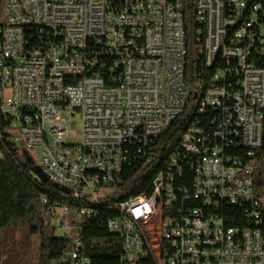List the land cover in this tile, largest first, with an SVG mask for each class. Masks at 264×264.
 I'll list each match as a JSON object with an SVG mask.
<instances>
[{
	"label": "built area",
	"instance_id": "obj_1",
	"mask_svg": "<svg viewBox=\"0 0 264 264\" xmlns=\"http://www.w3.org/2000/svg\"><path fill=\"white\" fill-rule=\"evenodd\" d=\"M194 19L200 117L161 173L115 202L124 169L153 162L189 96L181 0H1L0 126L30 151L23 162L37 164L36 178L115 211L103 227L119 238V264H264V181L254 177L264 137V0H194ZM232 32L239 39L226 43ZM74 117L79 134L68 127ZM40 200L70 243L52 263L94 264L82 220L99 209Z\"/></svg>",
	"mask_w": 264,
	"mask_h": 264
},
{
	"label": "trees",
	"instance_id": "obj_2",
	"mask_svg": "<svg viewBox=\"0 0 264 264\" xmlns=\"http://www.w3.org/2000/svg\"><path fill=\"white\" fill-rule=\"evenodd\" d=\"M181 12L186 41L184 76L189 96L182 112L158 138L153 162L148 165L136 164L124 169V182L116 191L119 194H115V202L127 195L140 192L150 184L154 174L164 168V157L177 145L188 123L193 117H200L196 109L201 91L195 86L197 62L193 39L196 27L194 0H181ZM65 73L67 76L66 70ZM0 153V264H29L18 257L29 245L28 240H23L29 235L38 236L39 245L35 264H53L52 259H58L68 250L69 239L56 235L49 216L45 215V205L40 200V196L43 195L50 203L57 201L69 206H78V202H81V205L99 209L96 216L85 217L82 220L85 252L94 264L120 263L119 238L116 233L103 227L106 219L115 215L114 210L105 209L103 200L87 202L79 195L69 194L54 184L36 178L30 173L29 165L23 162V154L18 147L8 140L3 126H0ZM255 157L254 177L258 183H261L264 181V137ZM262 227L264 228V211ZM17 230L22 234L19 238L21 242L13 248L14 243L3 237L1 231L9 232L12 236Z\"/></svg>",
	"mask_w": 264,
	"mask_h": 264
},
{
	"label": "rangeland",
	"instance_id": "obj_3",
	"mask_svg": "<svg viewBox=\"0 0 264 264\" xmlns=\"http://www.w3.org/2000/svg\"><path fill=\"white\" fill-rule=\"evenodd\" d=\"M68 127L69 129H73L76 131V134L80 133V119L78 117H74L72 120H70L68 122ZM68 141H72L68 140ZM21 154H24L25 156H28V154L30 153L29 150L27 149H23L20 150ZM29 170L30 173H32L33 175L39 176L41 174L39 167L37 166V164L31 162L30 166H29ZM75 195H79L81 196L85 201L87 202H91L94 199H91V197H88V195L85 194H75ZM58 233V232H57ZM1 235L3 237H6L7 240L9 242H13V248L16 247L21 240H19L20 236L22 235L21 232L19 230L15 231L13 233V235L11 236V234L9 232H4L1 231ZM23 240H28L29 241V245L26 247L25 250H23L20 254H19V258L23 261H26L29 264H35L36 263V257H37V250H38V236L37 235H29L28 237L23 238ZM6 249L8 248L7 246L5 247ZM12 250L9 251V253H11Z\"/></svg>",
	"mask_w": 264,
	"mask_h": 264
},
{
	"label": "bare ground",
	"instance_id": "obj_4",
	"mask_svg": "<svg viewBox=\"0 0 264 264\" xmlns=\"http://www.w3.org/2000/svg\"><path fill=\"white\" fill-rule=\"evenodd\" d=\"M241 17H249V7H241ZM235 39H239V32L226 33V43H233ZM22 53H32V46H22ZM19 61H26V54H19ZM57 76L59 82H67V76L64 69H57ZM200 114V109H197ZM199 116V115H198ZM182 137H186V131ZM160 170L158 173H161ZM100 200H93V202H99ZM122 202V200L116 201ZM85 208L93 209L89 205H85ZM139 263H146V255H139Z\"/></svg>",
	"mask_w": 264,
	"mask_h": 264
}]
</instances>
